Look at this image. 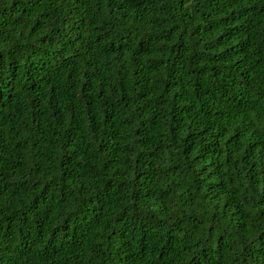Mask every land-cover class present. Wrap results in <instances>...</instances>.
Listing matches in <instances>:
<instances>
[{"label":"trees","instance_id":"16d2710c","mask_svg":"<svg viewBox=\"0 0 264 264\" xmlns=\"http://www.w3.org/2000/svg\"><path fill=\"white\" fill-rule=\"evenodd\" d=\"M0 264H264V0H0Z\"/></svg>","mask_w":264,"mask_h":264}]
</instances>
